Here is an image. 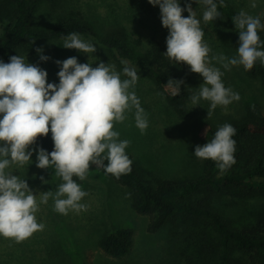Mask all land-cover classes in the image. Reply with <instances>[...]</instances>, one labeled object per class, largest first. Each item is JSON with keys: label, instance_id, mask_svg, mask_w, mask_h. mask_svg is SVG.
I'll return each instance as SVG.
<instances>
[{"label": "trees", "instance_id": "trees-1", "mask_svg": "<svg viewBox=\"0 0 264 264\" xmlns=\"http://www.w3.org/2000/svg\"><path fill=\"white\" fill-rule=\"evenodd\" d=\"M58 1L0 0V60L9 58L19 49L31 51L34 42L61 41L69 33L77 32L81 38L96 46V51L101 55L100 62L115 65L119 72L125 66L121 61H126L129 67H136L140 75L135 87L136 95L140 96L137 94L138 84L147 82L153 85L157 90L156 106L159 109L161 107L159 112L162 119H169L175 126L182 125L184 119L192 114L191 97L197 89L194 82L199 74L192 72L187 64H178L164 54L168 29L161 22L162 30L155 27L158 22L149 25L140 23V33L133 32L114 14L106 13L102 16L101 13L85 14L79 10L64 12L47 26L37 25L39 12L46 7H53ZM185 1L187 0H178L182 8ZM137 2L139 8L138 11L134 9L136 14L142 10H160L158 5H151L148 0ZM216 2L222 18L205 24L203 14L200 15L195 10L197 19L201 21L205 42L212 49L209 56L223 54L231 58L237 55L239 46L238 29L235 28L232 17L241 9L234 0H224V7L219 6V0ZM200 5L205 9L200 3L194 4V7L198 8ZM108 16L111 18L108 19ZM259 17L264 24V17ZM144 30L145 33L142 32ZM259 35L264 41V30H260ZM211 63L212 66L221 67L215 60ZM231 68L240 69L247 78H259L264 87V65L259 60L250 71H245L242 65ZM221 71L229 75V71L222 67ZM121 78L126 77L122 75ZM170 78L184 81L180 84L177 96H172L166 85ZM225 123L236 129L233 137L236 142V163L223 173L216 162L201 159L199 174L178 176L169 173L172 171L170 170L161 172L159 176L156 172L159 167L154 163L166 158L164 160L170 163L168 165L177 163L183 169L188 163L183 159L184 152L188 157L189 150L182 147L183 158H176L171 152L161 150L163 142H158L160 146L153 147V142H157L154 129L148 126L145 133L141 134L135 123L127 119L122 124L117 123L115 130L120 133L121 140L130 141L126 153L132 161L131 172L117 179L106 173L103 167L94 164L90 167L89 173L99 172L126 188L131 209L148 217L145 228L148 233L155 234L165 228L169 230L167 238L170 241L165 251L166 255L170 254L172 257L154 264H264V112L261 106L246 113L239 110L237 113H221L216 108L211 117L196 118L191 127L202 146L210 142L218 128ZM187 135L188 130L184 136ZM134 144L141 147L137 152H131ZM53 146L49 132L47 136L38 137L31 147H42L51 152ZM146 148H149L150 153L144 159ZM138 153L144 163L137 160ZM155 157L158 158L157 161H153ZM31 161L27 168L36 170L33 165L36 163L35 151ZM104 163L107 164V161ZM145 163L150 164L148 166L152 170L144 168L142 165ZM42 170L48 175L55 173L54 168ZM73 179L80 182L76 177ZM239 213L240 217L237 218ZM133 241V229L119 227L101 235L97 244L106 255L121 259L130 252ZM172 247H175L174 250ZM49 258L41 264L67 262L59 257Z\"/></svg>", "mask_w": 264, "mask_h": 264}, {"label": "clouds", "instance_id": "clouds-1", "mask_svg": "<svg viewBox=\"0 0 264 264\" xmlns=\"http://www.w3.org/2000/svg\"><path fill=\"white\" fill-rule=\"evenodd\" d=\"M148 3L159 6L161 24L168 29L164 54L178 64H187L192 72L203 77L198 93L191 97L193 107L201 100L210 102L207 117H211L217 106L226 108L238 100L239 95L225 87L221 67L230 71L232 66L242 65L245 71H250L258 60L264 65V41L259 35L264 24L260 17L240 10L232 17L239 34L237 55L210 57L212 49L204 40L201 21L190 2L183 8L178 0H148ZM196 3L205 6L202 16L205 24L222 18L216 0H196ZM219 6H226L224 0H219ZM250 6H257L255 0ZM184 11L188 12L187 17L182 15ZM63 47L87 54L96 51V46L77 32L64 38ZM35 51L41 61L50 59L42 54V47ZM213 60L221 67L212 66ZM55 63L60 65L56 74L58 84L48 82L47 71L28 63L24 56L12 55L9 62L0 61V237L16 243L44 229L45 225L37 222L36 213L50 198L54 211L62 215L87 210L81 201L88 193L73 177L85 180L93 164L117 179L131 172L132 161L126 153L130 141L121 140L115 130L117 123L126 121L129 112L134 110L135 126L141 134L149 126L147 113L135 93L140 78L136 67L121 61L125 66L119 72L113 64L100 62L92 67L91 63H79L75 56ZM122 75L126 78L122 79ZM182 83L183 80H168L166 85L172 96L180 93ZM49 132L54 145L51 152L31 147L38 137ZM235 134L236 129L225 123L210 142L195 147L194 155L216 162L220 172H226L236 163ZM33 151L36 166L54 168L55 175L63 181L55 192H41L39 200L26 180L13 174V170L32 162ZM40 179L46 182L43 177Z\"/></svg>", "mask_w": 264, "mask_h": 264}, {"label": "rangeland", "instance_id": "rangeland-1", "mask_svg": "<svg viewBox=\"0 0 264 264\" xmlns=\"http://www.w3.org/2000/svg\"><path fill=\"white\" fill-rule=\"evenodd\" d=\"M185 2L191 3L195 13L198 10L197 12L200 15L203 14L205 9L201 5L198 8L194 7V4L199 5L196 0H187ZM252 2L253 0H234V3L241 10L243 9L253 16L264 17V0H255L257 5L255 8L250 6ZM137 3V0H59L53 7H46L39 12L36 24L47 26L56 21L64 12L79 10L85 14H94L95 12L98 15L101 13L102 16H105L106 13L114 14L118 16L119 21L127 24L128 28L133 32H139L138 30L142 29L140 23L149 25L158 22L155 27L162 30L159 23L161 22L160 10L156 12L142 10L139 11V14H136L134 9L138 11L139 5L137 6ZM182 15L187 17L188 12L186 11ZM197 16L198 14L196 13ZM110 18L111 16H108V19ZM1 28L2 24L0 22V30ZM142 32L145 33L146 31ZM82 39L88 41L85 38ZM34 43L31 51L19 49L12 55L24 56L28 63L46 70L48 73L47 81L50 83L58 84L59 82L56 74L60 69V65L55 63L56 60L63 61L66 58L75 56L79 63H91L92 67L100 63L99 58L101 55L98 54V50L87 54L75 49H67L62 47L64 40ZM59 46L60 49H58ZM37 47H42V54L50 57V59L41 61L39 54L35 51ZM63 48L67 50L63 51ZM9 58L0 61L7 63ZM197 77V81L194 82V86L197 87L195 94L198 93L200 85L203 83V77L200 74ZM222 81L225 87L231 88L233 92L239 95V99L232 101L226 108L217 106L216 108L221 110V113H237L238 110L246 113L251 110L254 111L260 106L262 107V112H264V87L259 78H247L240 69L231 68L229 75L224 74L222 76ZM138 86L137 94H140L138 98L141 107L147 113L149 126L156 133L155 139L157 142H153V147H158L160 146L158 142H163L161 150L171 152L176 158H183V155H181L182 147L184 150L188 149L190 154L187 157L186 152H184L183 159L188 163L183 166V169L177 163L176 165L173 164V166L168 165L170 163L165 161L166 158H161L157 161L158 158L155 157L153 161L156 160L157 162L154 164L159 167L156 171L157 174L161 176V172L170 170L172 171L169 173L178 176L194 175L197 172L199 174L202 160L194 155L195 147L199 145V140L193 134L191 126L196 118H207L210 102L201 100L200 104L194 107L191 103L192 114L184 119L182 125L175 126L169 119H162L163 117L159 112L161 107L159 109L156 106L158 96L154 86L147 82H142ZM127 116L128 121L134 122V110L129 112ZM127 127H130V125ZM187 130L188 135L184 136ZM132 139L134 141L135 136ZM131 147L133 148L131 152H137L141 148L138 144H134ZM148 149L146 148L143 154L144 159L149 156L150 151ZM137 155V160L144 163L139 153ZM175 157L173 159H176ZM33 165L37 171L22 167L13 170V174L18 175L21 179L24 178L33 194L37 195V200H39L41 192H55L57 186L63 181L54 172L48 175L45 171H41V168H38L36 163H33ZM148 165L150 164L145 163L142 166L149 170L151 167ZM24 168L27 170L25 171ZM40 177H43L46 182H42ZM78 184H80L82 190L88 193L81 201V203L87 205V210L79 213L69 211L67 215H62L54 211V201L50 198L47 204L40 205L39 211L36 213L37 222L45 225L42 231L34 233L29 239L21 243L0 237V264H32L33 262V264H41V262L50 259L49 257L65 259L67 261L66 264H154L172 257L170 254L166 255L165 251L170 241L167 238L169 230L165 228L155 234L148 233L145 229L148 217L131 209L129 199H127L126 188L99 172L88 173L87 178ZM234 216L236 217L237 215ZM238 217H240V213ZM119 227L132 228L134 237L130 252L121 259L106 255L97 244L101 235ZM179 229H182V227ZM174 248L172 247L173 250Z\"/></svg>", "mask_w": 264, "mask_h": 264}]
</instances>
